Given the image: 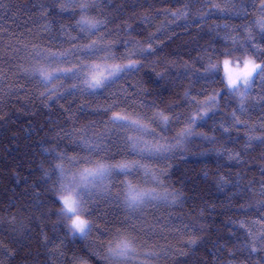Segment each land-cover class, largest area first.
I'll use <instances>...</instances> for the list:
<instances>
[{"label":"trees","instance_id":"1","mask_svg":"<svg viewBox=\"0 0 264 264\" xmlns=\"http://www.w3.org/2000/svg\"><path fill=\"white\" fill-rule=\"evenodd\" d=\"M262 3L0 0V264H109L103 257L122 239L135 252L116 264H264V79L242 97L223 73L225 60L235 66L264 49ZM93 40L106 51L81 50ZM132 61L106 87H88L96 66L98 74ZM40 68L61 78L45 81ZM114 112L151 121L142 139L170 150L128 151L124 138L140 137L115 127ZM159 112L166 127L153 120ZM194 115V134L177 143ZM109 156L139 159L157 179L143 169L113 175L110 194L81 212L90 233L74 235L56 165L73 174ZM126 179L161 198L137 212L118 206Z\"/></svg>","mask_w":264,"mask_h":264},{"label":"snow or ice","instance_id":"2","mask_svg":"<svg viewBox=\"0 0 264 264\" xmlns=\"http://www.w3.org/2000/svg\"><path fill=\"white\" fill-rule=\"evenodd\" d=\"M88 5H81V8H86ZM264 9V3L261 5ZM186 14V13H183ZM172 15H178V13H173ZM79 23L87 24L92 29H96L97 25L102 22H91L88 20L82 19ZM262 29H264V20L260 21ZM82 31L84 29H81ZM94 34V33H93ZM75 40V37L72 38ZM82 51L89 53L92 56L98 55L100 52L106 51V49L99 45L97 41L93 40L91 44L85 45ZM110 51V49H107ZM264 51V49H258L257 52L251 53V56L243 61V70L235 78L231 74L227 77V87L233 92V94H239L243 97L244 93L240 92L241 87L243 86L245 90L250 89L252 85L258 79H264V63H259L258 52ZM39 55V53H37ZM55 53H52V56H55ZM66 55V54H65ZM135 55V53H133ZM108 59V57H104ZM225 66L227 67L229 61H224ZM97 72H98V66ZM136 67V62L132 61L123 66L117 64L111 68H106L104 72H94L91 77L86 81L90 89H99L104 88L110 82L114 80L121 72L125 69H131ZM64 75H67L68 72H71L72 69L68 70H58ZM38 74L45 81L53 79L55 75L56 78H61V76L56 75L55 73L47 72L45 69H37ZM215 95H213L208 104L210 105L215 101ZM264 99V97H262ZM206 115V113H205ZM235 116V114H233ZM200 119L203 116L199 117ZM158 119L166 127L170 121V117L165 115L163 112H159L153 118V120ZM178 120L179 117H176ZM197 120V116H191L186 122L185 127L177 133V143L183 141L187 136L193 135L192 127ZM151 122V121H150ZM149 122V123H150ZM237 123H240L238 119ZM111 123L117 128H129L133 132L137 133L140 137L128 136L125 139V143L128 146V151L135 153L138 157H143L145 153L148 155L162 154L170 150L171 145L165 143H156L149 144L148 141L143 140L142 137L146 135H152L153 130H150L149 123L142 122L141 117L135 119L130 118L125 114L119 112H114L111 117ZM227 130V129H225ZM259 139V138H258ZM114 144L116 142H113ZM141 144L143 146H141ZM86 147H91L90 145L85 144ZM111 145H106L103 149L105 153L110 152ZM93 151H96L94 148ZM88 166L83 167L77 173H73L69 176H65V169L61 164H57L56 167L60 169V175L64 179L61 181V194L59 199L63 205L61 209V215L65 218L71 219V231L73 234L79 233L80 236L87 237L91 231L89 221L87 219L81 218V212L85 202L89 197H95L99 193H104L105 195L110 194V187L106 183L110 177L113 175H123L124 177H129L135 171L140 169L144 170V176L148 177L151 175L153 180H156V174L151 171L146 165L142 164L139 159L137 160H128L127 158L121 161H114V156H109L108 158H100L96 160H88ZM95 189L96 191H93ZM159 195L156 193L154 187H143L137 183H134L132 180H125L123 188L116 196V200L119 205H123L128 210L132 212L141 211L142 209L149 206L151 201L160 199ZM133 229L136 227L135 224L132 225ZM191 243H195V240H192ZM253 252L256 251L255 248L252 249ZM135 252V248L132 246V242L128 239H122L115 247L109 246L107 254L103 257L105 260L109 261V264H116V262H124L132 259L131 253Z\"/></svg>","mask_w":264,"mask_h":264},{"label":"rangeland","instance_id":"3","mask_svg":"<svg viewBox=\"0 0 264 264\" xmlns=\"http://www.w3.org/2000/svg\"><path fill=\"white\" fill-rule=\"evenodd\" d=\"M242 70H243V63L242 64H236L235 66L234 65L233 66L228 65L227 67L224 68V72H223L225 81L227 82V77L229 74H231L233 76V78H235L238 74H240L242 72ZM249 90L250 89L245 90V88L242 86L240 92L244 93V95H245L248 93ZM69 175H71V174L65 173V176H69ZM110 181H111V177L108 179V181H106V183L109 185V187L111 184ZM94 191H96V190L94 189ZM93 198L94 197H89L88 200L85 202V204L88 203ZM157 200H159V199H157Z\"/></svg>","mask_w":264,"mask_h":264}]
</instances>
